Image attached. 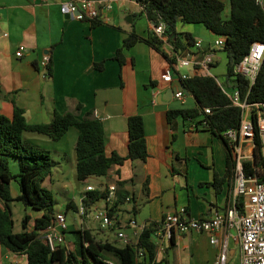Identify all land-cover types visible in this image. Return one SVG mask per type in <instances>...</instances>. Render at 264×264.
Masks as SVG:
<instances>
[{"label":"crops","instance_id":"1","mask_svg":"<svg viewBox=\"0 0 264 264\" xmlns=\"http://www.w3.org/2000/svg\"><path fill=\"white\" fill-rule=\"evenodd\" d=\"M62 1L65 0H0V112L11 116L16 104L24 109L28 122H47L54 111L72 112L78 117L90 115L102 121L106 154L116 152L124 158L121 163L111 164L104 175L79 180L82 187L78 202L88 198L87 184L94 186L90 190L101 194L89 202L88 210L105 205L103 186L108 183H115L117 194L120 192L114 206L117 216H133L138 222H157L180 205L191 217H209L233 205L234 174L226 175L222 138L180 115L172 122L167 119L169 108L193 107L197 103L195 97L191 93H185L183 101L174 94L168 100L159 97L160 91L179 85V73L191 69L179 66L173 70L171 81L162 80L160 75L168 61L160 50L142 40L122 47L121 59L116 54L132 29L146 36L152 28L140 4L135 0H113L111 8L100 7V22L94 24L91 19L61 13ZM223 1L228 15V0ZM179 22L177 31L200 38L204 46L211 43L215 34L210 29L178 27ZM181 38L184 40L183 34ZM169 44L164 41L162 48L168 49ZM20 45L23 52L17 56L15 51ZM217 50L220 49L215 50L211 70L219 66ZM44 53L50 56L45 67L40 62ZM136 113L144 122L148 152L144 161L128 156L127 118ZM22 136L28 143L50 152L53 165L42 182L45 186L51 188L53 175L57 179L62 173L64 159L70 162V170L76 171L74 127L58 139L30 130L23 131ZM247 144L241 142L245 153L250 152V146L246 151ZM12 166L17 172L16 159L11 161ZM216 177L221 178L218 189ZM59 182L62 190H69L67 181L60 178ZM10 187L11 193L17 194L16 180L11 181ZM127 195L128 201L124 199ZM66 197L79 204L75 194ZM25 210L30 229L34 218L43 211L30 207ZM55 211H63L65 216L67 213L65 208ZM79 227L88 229L96 240L115 239L116 229L100 227L91 214L81 219ZM79 227L67 222L64 235L69 248H73L75 238L72 230ZM124 230L130 233L131 228L124 226ZM234 233L232 226L218 233L228 242V264H236L239 254ZM172 238L166 241L164 251L156 250L158 264H212L218 247L209 241L205 231L190 230ZM4 261L25 264V254L0 244V264Z\"/></svg>","mask_w":264,"mask_h":264},{"label":"trees","instance_id":"2","mask_svg":"<svg viewBox=\"0 0 264 264\" xmlns=\"http://www.w3.org/2000/svg\"><path fill=\"white\" fill-rule=\"evenodd\" d=\"M151 23L164 22L165 39L160 38L151 28L146 36H141L132 29L117 49L120 58L122 47H129L142 40L160 50L168 62L175 58L169 56L162 48L164 41L170 42L175 49H183L193 42L189 32L176 30V23L196 22L203 24L214 34L223 35L225 42L220 50L226 55L225 84L230 88L238 87L241 98L247 102L264 100V58L256 75L254 83L240 73L233 71L234 64L248 51L251 42L264 41V10L255 0H228V15L223 16L225 8L223 0H135ZM92 23L100 22L98 17L91 19ZM184 35V40L181 38ZM121 59V58H120ZM49 63V62H48ZM48 65V64H47ZM189 93L196 99L193 107L169 108L166 111L168 121L180 115L190 119L194 126L209 129L220 136L224 142L226 153V175L234 174L236 151L234 144L224 134L228 128H238L240 123V107L231 103L230 98L222 89L216 76L193 74L181 78ZM153 83V82H152ZM209 107L210 112H205ZM264 110V109H263ZM254 123V138L252 155L242 160L246 174L256 172L264 177V140L260 136L256 112H252ZM69 127L77 131L75 142V173L78 180L94 175L107 173L113 163H121L123 156L105 152L104 127L97 117L85 115L78 117L72 112L54 111L47 122H28L24 109L14 105L11 116L0 112V244L12 252L24 253L25 264H158L155 243L152 232L156 222L144 227L135 246L121 244L113 240H96L88 229L79 227L73 229L75 238L73 248L65 243L58 244L54 249L43 242L38 236L39 231L51 222L54 212V196L52 190L42 182L49 176L53 159L48 149L28 143L22 136L23 131L30 130L43 133L52 139L60 138ZM128 156L131 159L144 161L147 157V145L143 117L136 113L127 118ZM17 160L18 171L10 168L11 161ZM261 167L257 170L255 167ZM263 167V168H262ZM16 180L19 191L13 195L10 183ZM218 181V182H217ZM221 178H215V186L220 187ZM88 198L82 202L87 207L89 202L101 194L97 190H89ZM117 199L115 204L119 201ZM245 196L238 194L235 204L241 209ZM21 201L26 207L42 210L41 216L35 217L32 227L28 228L29 215L25 213L21 219L22 229L13 231V219L10 202ZM77 210L73 200H67L65 209ZM114 210V206L111 207ZM173 238L171 237V240ZM108 260H111L110 263ZM2 264H16L4 261Z\"/></svg>","mask_w":264,"mask_h":264},{"label":"built area","instance_id":"3","mask_svg":"<svg viewBox=\"0 0 264 264\" xmlns=\"http://www.w3.org/2000/svg\"><path fill=\"white\" fill-rule=\"evenodd\" d=\"M113 0H65L59 5L60 12L76 19H93L99 17L100 7L111 8ZM264 10V0H255ZM154 32L162 39L164 36V22L151 23ZM4 35L7 32H3ZM225 42L223 35L215 34L211 43L203 45L200 38L194 39L190 45L183 49H175L170 43L165 51L169 56L175 58L174 62H167L160 77L164 81H171L172 72L179 66H187L191 69L187 73H179L181 78L189 77L193 74L213 75L211 67L214 63V53L216 49L222 48ZM23 46H19L15 54L20 56ZM49 54L44 53L40 62L46 66L49 61ZM264 58V41L255 40L251 42L248 51L234 64L233 71L240 73L249 79L250 84L254 83L256 75L260 69ZM224 92L230 98L232 104L240 107L239 127L228 128L224 134L235 142L236 161L234 165V189L236 195L245 196L241 210L235 203L228 206L224 211H216L209 217H191L187 215L184 205H180L172 211L163 215L156 222L152 232V239L155 243V250L164 251L166 241L170 240L174 234H181L190 230L205 231L209 235V241L216 244L218 249L212 264H228V242L224 236L218 233L228 226L235 229L234 238L238 243V259L236 264H264V177L260 178L256 172L246 174L242 160L252 155L254 123L252 112H256L257 125L260 136L264 140V100L247 102L241 98L238 87L230 88L227 91L224 84L218 81ZM174 96L184 100L185 92L178 88ZM205 112H210L209 107H204ZM241 142L249 143L250 152L245 153ZM263 168V167H262ZM259 170L261 167L256 166ZM264 170V169H263ZM87 190L94 189V186L87 184ZM103 199L105 205L88 210L82 201L77 205L76 212L81 219L84 216H91L102 228L114 227L115 238L121 244L135 246L139 234L150 222H138L135 217L127 216L120 218L111 207L115 206L117 199V186L115 183H108L103 186ZM126 201L130 196H125ZM124 226L131 228L130 233L124 230ZM67 229L65 212H53L51 222L39 231L40 239L47 243L51 249L56 245L65 243L64 231ZM110 263L111 260H108Z\"/></svg>","mask_w":264,"mask_h":264},{"label":"rangeland","instance_id":"4","mask_svg":"<svg viewBox=\"0 0 264 264\" xmlns=\"http://www.w3.org/2000/svg\"><path fill=\"white\" fill-rule=\"evenodd\" d=\"M223 16H227V11L226 9L223 10L222 12ZM182 27V25H193V26H198L200 28H203L205 30H207V28L201 24V23H196V22H179L178 23V27ZM210 37H212V35L210 34ZM217 56H219L220 61H219V66L216 69L212 70V73L217 77V79L222 82L226 88L227 91H230V87L227 86L225 84V76H224V72H225V64H226V55L224 53L223 50H217ZM177 104L181 105L180 103L176 102ZM249 143L247 144V149L246 151H249ZM65 165L64 168L61 169L62 173H59V175L57 176L58 178L56 179V175H53V185L51 186V190L53 192V196H54V210H56L57 208H61L64 209L65 208V203L67 197H72L73 194H75V200L77 203L78 202V196L80 194V188L82 187V182H80L79 180H77L76 176H75V172L71 171V165L70 162L67 159L63 160ZM11 168V165H10ZM13 169V166H12ZM62 178L63 181H67V186L69 190H62L61 186H60V182L59 179ZM56 179V180H55ZM72 188H75V191L72 190ZM11 205V210H12V219H13V226L12 229L13 231H20L22 229V224H21V219L23 217V215L25 214V205L19 201V200H12L10 202ZM66 221L70 224H72L73 226H78L81 223V218L79 217L78 213L76 211H74L72 208L67 209V213H66ZM92 224L96 225L95 221H92ZM111 237H114L113 234H111ZM116 240V239H115ZM117 241V240H116Z\"/></svg>","mask_w":264,"mask_h":264},{"label":"water","instance_id":"5","mask_svg":"<svg viewBox=\"0 0 264 264\" xmlns=\"http://www.w3.org/2000/svg\"><path fill=\"white\" fill-rule=\"evenodd\" d=\"M178 88H182L185 93H189L188 90L186 89V87L184 86V84L181 81H179V85L177 87L169 86L165 90L160 91V93H159L160 99L168 100L175 93V91Z\"/></svg>","mask_w":264,"mask_h":264}]
</instances>
